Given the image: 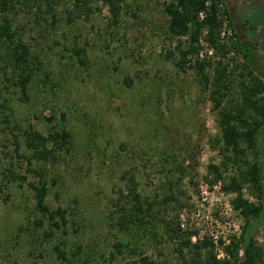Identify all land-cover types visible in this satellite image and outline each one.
I'll list each match as a JSON object with an SVG mask.
<instances>
[{
	"label": "rangeland",
	"instance_id": "obj_1",
	"mask_svg": "<svg viewBox=\"0 0 264 264\" xmlns=\"http://www.w3.org/2000/svg\"><path fill=\"white\" fill-rule=\"evenodd\" d=\"M170 1L124 0L117 24L101 0H92L88 21L69 23L72 0H14L0 14V26L8 17L16 35L15 44L0 42V264H207L211 254L225 258L224 245L241 238L247 220L232 209L236 195L226 193L222 181L213 183L210 170L220 167L227 184L236 172L223 165L213 89L204 90L198 71L182 72L177 55H170ZM225 4L230 20L220 42L226 49L202 40L200 57L212 75L220 62L228 66L232 92L225 105L234 106L241 73L264 75V0ZM245 20L251 30L244 29ZM19 40L30 49L34 71L27 99L11 63L10 47ZM234 44L251 47L250 62ZM78 48L86 50L84 64ZM28 130L45 136L66 131L71 139L50 160L29 166ZM11 171L25 181H14ZM127 173L153 208L140 214L143 223L123 230L117 224L123 210L135 206L120 193L127 194ZM41 177L51 211H68L62 230H52L38 210L32 185L40 186ZM173 192L180 206L164 203ZM244 195L264 204L249 189ZM165 221L180 223L184 237L191 234L202 250L180 252ZM252 237L264 248V220ZM118 243L125 245L121 254Z\"/></svg>",
	"mask_w": 264,
	"mask_h": 264
},
{
	"label": "trees",
	"instance_id": "obj_2",
	"mask_svg": "<svg viewBox=\"0 0 264 264\" xmlns=\"http://www.w3.org/2000/svg\"><path fill=\"white\" fill-rule=\"evenodd\" d=\"M52 1L46 0L48 5H51ZM101 1L109 7L112 20L114 24H117L122 15L124 0ZM72 2L74 5L73 10L69 11V23L77 20L88 21L92 14V0H72ZM13 3L14 0H0V14H7L13 8ZM165 12L169 18L168 34L171 42H175L174 52L170 55H177L179 60L177 67L182 72L192 69L198 71L204 90L213 89L212 100L215 109L218 110L220 131L217 143L220 144L224 156L223 165L227 171L231 168L236 170L234 175L228 177L229 183L227 184L223 182L224 173L221 168L211 165L210 170L212 174H215L213 183L222 181L223 190L236 195L231 203L232 209L247 220L241 238L224 245L225 258L218 259L216 255L211 254L207 264H264V248L258 245L252 237L261 221L264 220V204L251 203L244 195V190L249 189L250 192L264 199V137L261 136V131L264 129V75L256 74L253 69L241 73L240 103L234 106L225 105L232 92L228 66L220 62L212 75L209 70L210 63L201 60L200 57L203 51V41L212 49H226V45H221L220 42L225 21L230 20L225 0H171L165 5ZM243 25L244 29L251 30L252 25L249 20H245ZM6 41L11 45L16 42V35L8 17H4L3 25L0 26V42ZM232 47L238 53L244 51L243 55L248 62L253 58L251 55L253 50L247 44L241 48L237 44ZM10 50L11 63L19 71L17 86L21 88L27 99L28 87L34 76V71L30 67L32 58L30 49L19 40L15 47H10ZM85 52V48L75 50L82 64L84 61L81 56ZM131 83L132 81L128 78L127 84L131 86ZM70 139L71 135L66 131L49 136L34 130L26 131V146L33 153L32 158L27 159L28 165L31 166L33 160H50L58 151L68 146ZM20 150V143L15 141V151L19 156H21ZM10 174L14 181H25L26 179V177L16 175L13 171ZM123 179L127 182V194L124 196V190H120L122 198L127 202L135 203L133 210H123L120 221L117 223L124 230L137 223H143L144 219L140 217V214L146 210H152L153 205L148 201H143L141 195L137 193L139 184L134 175L127 173ZM40 182V186L32 185L36 193L38 210L50 219L52 230H62L69 223L68 211L62 208L51 211L46 204L49 195L47 183L43 177L40 178ZM174 201L178 203L174 192L166 195L164 199L165 204ZM39 223L42 225V222ZM165 224L167 235L178 245L180 252L193 249L197 252L202 250L200 243L191 242V234L187 238L184 237L180 223L165 221ZM115 248L121 254L125 245L118 243ZM58 250L59 247H57ZM62 258L67 260L65 257ZM144 262L148 263V259H144Z\"/></svg>",
	"mask_w": 264,
	"mask_h": 264
}]
</instances>
